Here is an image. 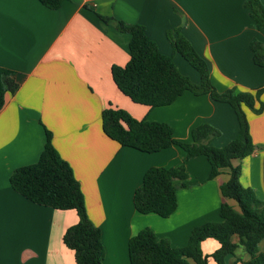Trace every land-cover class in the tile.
Masks as SVG:
<instances>
[{"label": "crops", "instance_id": "obj_1", "mask_svg": "<svg viewBox=\"0 0 264 264\" xmlns=\"http://www.w3.org/2000/svg\"><path fill=\"white\" fill-rule=\"evenodd\" d=\"M245 2L63 0L51 9L38 0H0V66L10 69L18 84L5 94L0 110V264H76L73 250L62 240L78 220L76 211L34 203L9 182L16 168L37 162L46 130L80 184L88 218L100 229L103 264H130L128 240L143 227L173 247H183L193 227L220 220L219 186L228 170L208 178L204 155L185 162V187L174 180L176 207L167 217L135 210L133 193L145 171L177 166L185 152L174 144L155 152L120 145L102 129L103 109L121 108L136 119L164 122L184 142L191 141L192 127L208 123L220 132L210 142L215 147L236 136L238 123L228 103L207 93L184 90L162 106L133 102L111 74L113 65L128 61L131 36L100 16L142 25L160 53L198 83L199 73L174 51L169 38L184 36L206 61L218 92L248 91L264 86V67L254 63L250 48L253 40L264 44V27L255 26ZM259 2L264 8V0ZM245 113L255 149L232 164L240 167V183L264 202V107L260 113ZM229 203L236 207L233 200ZM200 246L211 254L219 243L207 238ZM258 249L264 251V238ZM238 258H249L241 246L223 264H238ZM208 264L217 263L209 257Z\"/></svg>", "mask_w": 264, "mask_h": 264}, {"label": "trees", "instance_id": "obj_2", "mask_svg": "<svg viewBox=\"0 0 264 264\" xmlns=\"http://www.w3.org/2000/svg\"><path fill=\"white\" fill-rule=\"evenodd\" d=\"M42 5L56 9L63 0H38ZM245 6L257 28L264 27V8L259 0H246ZM100 18L114 22L116 29L130 34L129 59L123 66L113 65L111 74L117 88L133 102L149 106L170 104L184 90L194 94L207 93L212 99L228 103L237 119L236 136L221 147L210 144L220 132L208 123H200L190 130V142L176 140L172 129L164 122L136 119L121 108L108 107L101 112L104 133L122 146L144 152H155L177 145L185 152L182 162L171 167H149L141 184L134 190L132 202L139 213H155L167 217L176 207L174 180L187 178L185 162L204 155L210 165L208 178L228 170V179L219 186L222 203L219 221H208L191 229L187 244L173 247L167 238L158 239L149 227H143L127 243L130 264H208L212 257L223 264L226 255H234L238 247L248 254L247 260L238 258V264H264V251L258 243L264 238V202L258 200L249 187L240 183V167L232 160L251 154L255 146L249 133L245 109L260 113L264 101L260 99L264 86L248 91L227 89L218 92L210 82L206 61L182 35L170 38L178 52L198 73L200 80L193 82L182 74L170 56L160 53L154 41L139 24H128L112 17ZM255 64L264 67V44L259 40L250 43ZM14 73L0 66V110L5 94L13 93L18 84ZM256 103L258 105L256 106ZM13 190L28 200L56 209H74L78 220L63 233L66 247L73 250L76 264H103L104 248L100 229L88 218L79 182L69 164L58 154L51 143V134L45 131L44 148L37 162L16 168L9 177ZM236 203V207L229 200ZM207 238L218 241L211 254H204L201 242Z\"/></svg>", "mask_w": 264, "mask_h": 264}]
</instances>
